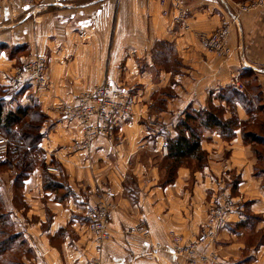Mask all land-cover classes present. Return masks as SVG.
Masks as SVG:
<instances>
[{
    "label": "crops",
    "instance_id": "0c3cea01",
    "mask_svg": "<svg viewBox=\"0 0 264 264\" xmlns=\"http://www.w3.org/2000/svg\"><path fill=\"white\" fill-rule=\"evenodd\" d=\"M180 1L189 31L162 15L158 0H61V8L45 12L15 3L3 13L0 44L17 52L25 47L27 53L18 55L20 61L48 57L47 83L29 86L26 92L31 91L48 116L39 144L45 165L59 166L72 192L57 198L44 186L40 166L21 187L14 186L11 169L0 170L10 230L34 252L26 264H86L91 257L102 264H189L169 251L168 231L196 237L212 203L221 196L230 200L231 207L224 213L215 242L198 251V255L213 253L216 260L195 264H264L263 177L255 172L257 159L243 141L241 129L230 140L217 130H206L201 147L207 163L193 171L178 167L168 184H159V167L151 157H143L148 152L158 154L163 142L158 135L151 142L154 132L142 121L152 115L151 94L158 89L170 86L157 114L170 137L176 134L170 118L205 108L211 100L215 104V92L237 83L243 69L257 72L264 103V6L242 11L241 5L254 0ZM235 14L238 23L231 21ZM226 24L231 52L217 57L198 35ZM161 42H167L170 51L156 49ZM167 53L176 61L175 72L164 69ZM17 58L1 53L0 81L2 69L5 73L12 69ZM157 63L163 67L158 73L153 70ZM104 81L125 88L132 114L120 121L115 141L98 137L85 148H75L83 140L81 124L55 107L74 102ZM236 115L241 121L247 116L241 107ZM5 175L11 178L6 180ZM17 195L23 202L19 207L13 201ZM100 196L112 204L111 237L97 246L79 222L85 203ZM246 211L256 218L249 219ZM155 243L164 249L155 250L151 245Z\"/></svg>",
    "mask_w": 264,
    "mask_h": 264
},
{
    "label": "built area",
    "instance_id": "2783aa9c",
    "mask_svg": "<svg viewBox=\"0 0 264 264\" xmlns=\"http://www.w3.org/2000/svg\"><path fill=\"white\" fill-rule=\"evenodd\" d=\"M16 1L25 6L33 5L32 0H0V12L4 4ZM162 6L161 13L170 16L171 22L186 31L191 29L186 21L185 8L180 0H158ZM254 6H264V0H254L249 4L241 5L240 9L246 11ZM232 23H238V15L231 17ZM199 38L205 43L206 47L217 57H225L230 54V47L227 44L229 36V24L216 28L209 34L200 33ZM47 58L38 55L30 60L23 61L16 67L13 74L11 85L20 90L25 85L42 86L46 80ZM56 111L73 118H77L81 124L83 140L74 144L75 148H85L89 143L98 138H111L113 136V120L116 114L127 116L132 113V105L128 99L125 88L116 86L108 81L94 86L91 90L78 95L74 102H60L55 107ZM8 140L0 134V158L7 150ZM167 153L166 146H163V154ZM47 170L53 173L58 172L57 166L48 165ZM219 201L216 206H211L209 217L202 226L203 230L194 239H184L181 235L170 232L168 234L170 245L169 251L176 257L184 259L189 264L212 263L216 256L198 255L202 247H207L215 242L217 228L224 213L230 209L231 202L226 196ZM85 214L90 220V230L95 235L96 241L100 242L109 237V205L105 201H98L86 206ZM144 238L149 239L147 231H143ZM155 250H161L163 245L160 243L151 244ZM87 264H101L95 257L88 259Z\"/></svg>",
    "mask_w": 264,
    "mask_h": 264
},
{
    "label": "rangeland",
    "instance_id": "374dc122",
    "mask_svg": "<svg viewBox=\"0 0 264 264\" xmlns=\"http://www.w3.org/2000/svg\"><path fill=\"white\" fill-rule=\"evenodd\" d=\"M32 2H33V5L26 6V7L30 8L29 10H33L34 8H37V7L40 8V10H38L37 12H45L46 11L45 9H51V7L61 8V0H58L59 3L57 1H55L56 4H53V5H52V3H50V5H47L46 2H43L41 0H32ZM15 3H17V2L16 1H10V2L4 4L3 10L0 12V20L3 19V15H4L3 13L8 9V6L10 4H15ZM18 4H20V3H18ZM57 4H59V5H57ZM23 6H25V5H23ZM31 15H33V13ZM160 44L161 43H158L156 45V49L165 48L166 50H169V47L166 45L165 46L162 45V46L158 47ZM15 49H16L15 47L9 46V45H8V47H6L4 49L0 48V55L4 51L8 57L13 56V57L17 58L19 54L25 55L27 53V49L25 47H21L20 48L21 50H18L19 52H17ZM42 55H44L47 58V68H48V57L45 54H42ZM19 58L20 57H18L17 60L15 61V63L13 64V68L9 69L6 73H5V70L2 69L4 76H3V80L0 81V101H1L5 110H14L18 105H24V104L25 105L26 104L33 105V104L38 103L36 98L34 97V95L31 93V91H28V92L25 91L22 93H18L19 90H16L11 85V81L13 79V74H14L15 68L20 66V64L23 62V61H20ZM165 60H166V63L164 65L165 66L164 69L169 71V72H175L177 65H176V61L173 60V57L171 55H169V53H167V54H165ZM25 61H27V60H25ZM157 65L158 66L155 69H153L156 73H158L159 71H161V69H163V67L158 68L161 65L160 63H157ZM252 72H253V74L250 75L249 73L241 71L240 72L241 76L238 77V82L231 85L235 88V90L239 91V93L242 94L240 100L238 98H233L230 100V102H227V103L224 100L220 101L221 97H223L222 94L229 96L230 92L228 89L227 90L225 89L222 91L217 90V92H215V97H214L215 100H217L216 103L215 104L212 103V100H211V102L208 103L207 107H205V108H209V107L214 108V112L217 113L219 115V117H221L223 119H231V118L237 119L238 117L236 115V109L238 107H241L245 111V114L247 116L245 117L244 120L238 121L237 127H238V129H241L242 136L245 134H249V133L252 134V135L248 136L246 138V140H245V138H243V141L251 147V151H252L253 155L255 156V158L257 159V163L255 165V172H257L258 175H262V177H263L262 183L264 185V103L262 101V97H261L262 95L260 93V87L258 86V81H257V77H256L257 72L256 71H252ZM32 86H34V85H31L30 87L32 88ZM38 87H41V86H38ZM168 87L170 88V86H168ZM169 88L168 89L161 88V89L156 90L153 94H151V97L153 99L152 115L149 114V116L142 118V121L145 123V125L150 129L152 128L151 131L154 132V136L151 135V142L154 141V138L157 135L159 137H161V139L163 141L161 146H160V151L158 154L156 153V155H155L152 152H148L147 154H145V156L143 155V157L144 158L146 157L147 159L149 157H151L153 162L155 163V165H157L159 167V170H160L159 171V174H160L159 184H164V182L167 178L168 164L170 162V160L166 159V156L168 153L167 141L169 139H173L177 136L179 130H181L183 128V127L181 128L180 123L182 120L185 119V114L179 115L178 117L174 116V117L170 118L171 123L174 124V126H173L174 132L176 133L174 136L170 137L171 133H169L166 130V128L164 126L165 123L162 120L163 118H161V120H160V117L157 116V114L160 112V110L162 108H164V105H165L164 104L165 102L163 99L164 94L169 93V95H170L171 91L169 90ZM239 101H243V102H239ZM130 102L132 105L131 100H130ZM190 111L191 110H188L187 112H190ZM191 113L193 114V112H191ZM131 114L127 115V116H123V114L122 115L116 114V118L114 116V120H113V128H112L113 136L110 139L109 138H105V139L108 140L109 142L115 141L118 137L116 134L117 126L121 123L120 121L126 120L128 117L131 116ZM46 121L47 120H45L44 123ZM187 122L192 127H194L196 129L197 134L200 136V144H201V141L203 138L202 137L203 133L208 129L203 128L201 125H199L200 120H197V119L188 120ZM43 124H42V127H43ZM219 131L220 130L218 129V132ZM102 138H104V137H102ZM8 144H9V141H8ZM163 146H166V149H167L166 154H163ZM5 152H4V154H5ZM4 154L1 156L0 160L3 159ZM206 163H207V153L205 152V159H204V162H202V164H206ZM50 165H54V164H50ZM198 165H199V163L192 158H189V159L184 158L183 163L181 164V166L187 167L191 171L196 170V169H201V167H198ZM54 166H57V165H54ZM57 168H58V166H57ZM0 170L8 171V168H6V167L1 168L0 167ZM1 172H0V177H1ZM15 174H16V172L14 170H11L9 173V175L12 176L14 180H15ZM174 175H176L175 171L173 173V177H174ZM10 176H9V178H11ZM7 177L8 176H6V175L4 176V178H6V180H9V178L7 179ZM233 182L236 185V181L233 180ZM234 193H235V191H234ZM17 194H19V191H17ZM223 198L224 197L221 196L220 199L213 202L212 207L218 205L219 201H221V199L223 200ZM101 200L105 201L109 205V237L106 240L98 242L95 239V235L90 230V225H89L90 220L88 219V217L85 214V209H86L87 205L94 204L95 202H98ZM13 201H14V204L17 205L18 207L20 205H23L22 198L19 195H17V197L16 196L13 197ZM111 208H112V204H111L110 200L104 196L98 197L97 200H95L94 202L85 203V206L83 207L82 217L85 218V220H80V222H79L80 228H82L84 234H89L91 236V240L94 241V243H96L97 246H99L103 242L109 240L111 237V233H110ZM209 211L207 213L205 222L209 217ZM0 212L5 213L6 218H7L6 222L3 223V225L1 224L0 227L4 226V229L7 232L12 233L10 230L11 224H10V217L8 214L9 211L7 210V203L5 202V199L2 197L1 191H0ZM6 212H8V213H6ZM246 213L249 215V219L256 218V216L251 215L250 212L246 211ZM223 221H224V215H223V218H222V220L219 223V226L217 228V233H218L219 228L222 226ZM202 230H203V227H201V230L197 234V236L201 233ZM170 232H173V231L169 230L168 234ZM174 233L181 235L186 240H188L189 238L194 239L197 237V236L196 237L185 236V235L177 233L175 231H174ZM254 241H255V239H252V242H254ZM9 246H8L9 248L7 250L0 253V264H26L28 261H30L32 256H34L33 249L29 246L27 241L25 239H23L21 236L17 237L13 241V244L9 245ZM162 249H164V246ZM88 259H87V261H88ZM182 260H184V259H182ZM87 261H86V264H87Z\"/></svg>",
    "mask_w": 264,
    "mask_h": 264
},
{
    "label": "trees",
    "instance_id": "16d2710c",
    "mask_svg": "<svg viewBox=\"0 0 264 264\" xmlns=\"http://www.w3.org/2000/svg\"><path fill=\"white\" fill-rule=\"evenodd\" d=\"M161 44L169 47L167 42H161ZM6 47L5 44H0V48L4 49ZM170 49L171 47H169ZM242 71L250 75L253 74L249 68ZM29 86L25 85L18 93L25 92ZM225 89L229 90L230 95L222 94L223 97H221L220 101L224 100L227 103L233 98L241 99L242 94L231 85L221 87L218 90L222 91ZM195 119L200 120L199 125L203 128L217 131L219 129L221 136L225 140H230L234 137L235 131L238 129V121H241L239 118H237L238 120L236 118L223 119L214 112V108L210 107L186 112L185 119L180 123L181 128H183L179 130L175 138L167 141L168 153L166 159L170 160V162L164 184L171 183L174 180L175 175L173 177V173L174 171L176 173L184 158L196 160L199 163L198 167L204 165L202 162L205 159V152L200 144V136L197 134L196 129L187 122ZM45 120H48V116L40 109L38 104L18 105L14 110H5L0 101V134L9 141L4 157L0 160V167L14 170L16 172L14 186L21 187L31 171L36 166H40L44 170V186L55 191L57 198L63 199L65 196L72 194L71 190L63 182L64 174L59 166L57 173L46 169L44 152L39 146L43 137L41 128ZM250 135L252 134H245L242 138L246 140ZM54 174H60V178L53 176ZM6 219V214L0 212V226L6 222ZM80 220H85V218L80 217ZM17 237L20 236L7 232L4 226L0 227V253L7 250Z\"/></svg>",
    "mask_w": 264,
    "mask_h": 264
}]
</instances>
